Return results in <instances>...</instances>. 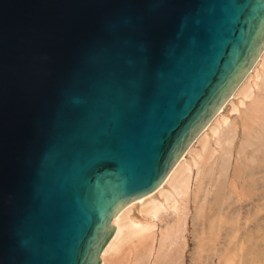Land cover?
<instances>
[{
	"label": "water",
	"instance_id": "95a60500",
	"mask_svg": "<svg viewBox=\"0 0 264 264\" xmlns=\"http://www.w3.org/2000/svg\"><path fill=\"white\" fill-rule=\"evenodd\" d=\"M264 47V0H0V264H100Z\"/></svg>",
	"mask_w": 264,
	"mask_h": 264
},
{
	"label": "bare ground",
	"instance_id": "6f19581e",
	"mask_svg": "<svg viewBox=\"0 0 264 264\" xmlns=\"http://www.w3.org/2000/svg\"><path fill=\"white\" fill-rule=\"evenodd\" d=\"M232 100L235 102L229 105L237 116L228 120L222 112ZM187 156L189 163L185 161ZM211 200L216 204L214 214L206 216ZM252 210L258 219L251 220ZM134 211L139 216L132 218ZM205 216H209L205 218L210 232L207 238V226H202ZM241 218L246 219L242 225ZM110 226L114 231L99 254L100 264H185L189 226L191 240L196 242L193 264H216L217 258L218 264H233L237 256L235 261L240 264L249 235L264 231V47L157 188L120 209ZM222 231L227 238L217 242ZM255 247L261 252L264 249ZM205 249L207 254L202 257ZM260 250L259 254L255 251L258 263L259 258L263 261L264 252ZM244 261L248 263L247 258Z\"/></svg>",
	"mask_w": 264,
	"mask_h": 264
},
{
	"label": "rangeland",
	"instance_id": "374dc122",
	"mask_svg": "<svg viewBox=\"0 0 264 264\" xmlns=\"http://www.w3.org/2000/svg\"><path fill=\"white\" fill-rule=\"evenodd\" d=\"M234 100H235V99H234ZM234 100H232L231 102H227L226 105H225V107H223V110H224V111L222 112V117H226L228 120H234V119H236V116H237V114H236L235 112H232V111H231V110H232V107H230L231 105H229V104H232V102H233ZM234 102H235V101H234ZM228 107L231 108V109H228ZM227 109H228V110H227ZM229 110H230V111H229ZM225 112H226V113H225ZM188 157H189V158H188ZM186 160H187L188 162H187ZM189 160H190V156H187L186 159H185L186 163H189V162H190ZM208 198H210V196H208ZM212 202L214 203V200H211V203H210V201H209V205L206 206V210H207V211L205 210V211H206V212H205V213H206V216H207L210 212H212V213L214 214L213 210H214L215 207H213V206H216V204H215V203L213 204ZM230 202H231V201H230ZM232 202H233V201H232ZM210 204L212 205V207H210ZM241 204H243V203H241ZM235 206H237V204L234 205V207H235ZM208 207H209L210 209H209ZM232 208H233V207H232ZM211 209H212V210H211ZM208 210H209V211H208ZM253 211H254V210H252V211L250 212V213H251L250 215H252V216H250V217H251V220H253L252 217H253V218L256 217L255 219H258L259 216H255V215L253 216V214H254ZM207 213H208V214H207ZM252 213H253V214H252ZM209 215H211V213H210ZM130 216H131L132 218H135V217H138L139 215L136 213V211H134V212H132V213L130 214ZM206 216L204 217L203 221H206L207 224H206V222H203V225H202V226H203L204 229H205V227L207 226L206 229H205V231L203 230V231H204V234H205L204 237L206 236V238H207V237H208L207 234H209L210 232H208V231H209V229H208V226H209L208 221L205 219V218H208L209 216H208V217H206ZM250 217H249V218H250ZM190 219H191V218H190ZM245 220H246V219L243 220V218H241V220H240L241 222L239 221V224L242 225V222H244ZM248 220L251 221L250 219H248ZM190 221H191V220H190ZM190 221H189V225H190ZM253 222H255V220H254ZM253 222H251V223H253ZM204 223H205V224H204ZM263 232H264V231L260 232L259 234L256 233L257 235L255 234V232H253V235H252V234L249 235V237H248V238H249L248 241H250V242H248L247 245H246V247L244 248L243 258H242V260L239 262L240 264H256V263H257V264H259V263H260V264H263L262 262L264 261V258H263V257H264V256H263L264 253H262V252H264V249H263V251L261 252L260 248L258 247V246H260L261 249H262V247H264V246H263V242H264V241L262 242V239H261L262 236L264 235ZM240 233H241V231L238 232L237 236H240ZM261 234H263V235H261ZM222 235H223V236H222ZM224 235H228V234H227L225 231H222V233L219 234V238L217 239V240H218L217 242H219V240H223V239H225L226 236H224ZM260 235H261V237H260ZM251 236H252L254 239L258 238L257 240H260L261 243H260L259 241H257V240H253V239L250 240V239L252 238ZM250 237H251V238H250ZM259 237H260V238H259ZM263 237H264V236H263ZM191 238H193V237H192V235H191V229H190V226H189V231H188V239H189V240H188V243H189V245H188V247H187V249H186V254H185V255H186V263H185V264H189V263H190V264H193V262H192V258H193V256H194L193 253H194V248L196 247V242H195L194 240H191ZM222 238H223V239H222ZM226 238H227V237H226ZM238 238H239V237H238ZM263 240H264V238H263ZM193 241H194V242H193ZM251 241H252V242H251ZM255 242H258V243H255ZM254 243H255V245H253ZM259 243H260V245H258ZM251 244H252V245H251ZM261 245H262V246H261ZM253 246H254V247H253ZM255 246H257L258 248L256 249ZM192 247H193V248H192ZM238 250H239V249H237V250L234 252V253L236 254V256H237V254H238V253H237ZM249 250H251L250 253H249ZM258 250H260V253L263 254V255H262V258H261V259H263V261L261 262V260H260V258H259V263H258V260H257L259 255L257 256V255H256L257 253L255 252V251H257L258 254H259V251H258ZM231 252L233 253V251H231ZM247 253L250 254L251 256H250V255H247V256H250V257H247V256L245 257L244 255L247 254ZM191 254H192V255H191ZM206 254H207V252H206V249H205V251L202 252V257H203V256L205 257ZM252 254H253V255H252ZM254 256L257 257V258H255V260H254ZM237 257H238V256H237ZM237 257H234L233 264H238V260H237V262L235 261ZM251 257H252V258H251ZM216 258H217V257H216ZM246 258H247V261H246V262H248V263H244V262H245L244 259H246ZM249 258H251V259H249ZM250 260H251L252 263H250ZM253 261H254V263H253ZM208 262H209V261H208ZM208 262H207V263L204 262V263H205V264H210V263H208ZM220 262H222V263H220V264H224V261H220ZM216 264H218V258L216 259Z\"/></svg>",
	"mask_w": 264,
	"mask_h": 264
}]
</instances>
